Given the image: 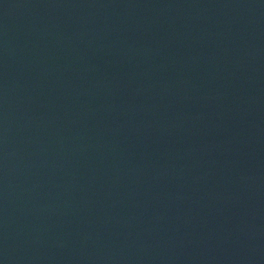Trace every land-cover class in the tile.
<instances>
[{
  "label": "water",
  "instance_id": "95a60500",
  "mask_svg": "<svg viewBox=\"0 0 264 264\" xmlns=\"http://www.w3.org/2000/svg\"><path fill=\"white\" fill-rule=\"evenodd\" d=\"M0 264H264V0H0Z\"/></svg>",
  "mask_w": 264,
  "mask_h": 264
}]
</instances>
